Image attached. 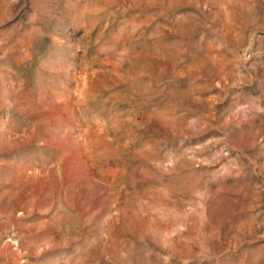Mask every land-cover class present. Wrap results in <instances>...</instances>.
Instances as JSON below:
<instances>
[{
  "label": "rangeland",
  "instance_id": "374dc122",
  "mask_svg": "<svg viewBox=\"0 0 264 264\" xmlns=\"http://www.w3.org/2000/svg\"><path fill=\"white\" fill-rule=\"evenodd\" d=\"M0 264H264V0H0Z\"/></svg>",
  "mask_w": 264,
  "mask_h": 264
}]
</instances>
